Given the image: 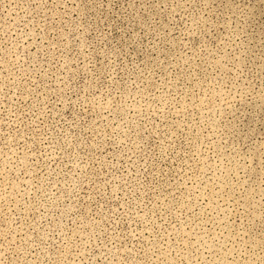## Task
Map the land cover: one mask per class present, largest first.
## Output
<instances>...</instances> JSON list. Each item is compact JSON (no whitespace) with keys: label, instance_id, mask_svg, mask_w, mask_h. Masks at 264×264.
<instances>
[{"label":"rangeland","instance_id":"1","mask_svg":"<svg viewBox=\"0 0 264 264\" xmlns=\"http://www.w3.org/2000/svg\"><path fill=\"white\" fill-rule=\"evenodd\" d=\"M0 264H264V0H0Z\"/></svg>","mask_w":264,"mask_h":264}]
</instances>
